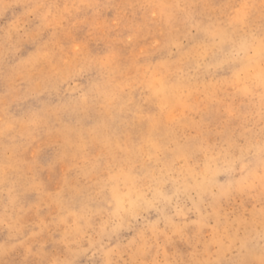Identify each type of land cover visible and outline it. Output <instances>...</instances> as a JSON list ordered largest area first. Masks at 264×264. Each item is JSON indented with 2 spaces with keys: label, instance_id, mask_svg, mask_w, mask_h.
I'll use <instances>...</instances> for the list:
<instances>
[{
  "label": "rangeland",
  "instance_id": "1",
  "mask_svg": "<svg viewBox=\"0 0 264 264\" xmlns=\"http://www.w3.org/2000/svg\"><path fill=\"white\" fill-rule=\"evenodd\" d=\"M262 36L264 0H0V264H260Z\"/></svg>",
  "mask_w": 264,
  "mask_h": 264
},
{
  "label": "snow or ice",
  "instance_id": "2",
  "mask_svg": "<svg viewBox=\"0 0 264 264\" xmlns=\"http://www.w3.org/2000/svg\"><path fill=\"white\" fill-rule=\"evenodd\" d=\"M261 63L264 64V36L261 37V50H260ZM259 85L261 89H264V67L261 68V71L258 75ZM247 91V89L245 90ZM261 107L262 114H264V93L261 95ZM260 156H261V167L264 168V143L260 147ZM261 186L264 187V174L260 177ZM53 264H59V262H53ZM189 264H195V262H189ZM237 264H253L251 261L243 260L238 261ZM260 264H264V259L260 261Z\"/></svg>",
  "mask_w": 264,
  "mask_h": 264
},
{
  "label": "bare ground",
  "instance_id": "3",
  "mask_svg": "<svg viewBox=\"0 0 264 264\" xmlns=\"http://www.w3.org/2000/svg\"><path fill=\"white\" fill-rule=\"evenodd\" d=\"M185 2H186V1H185ZM187 3H188V2H187ZM258 9H259V8H258ZM258 15H259V14H258ZM46 16H47V15H46ZM259 17H260V16H259ZM242 19H243V18H242ZM235 22H236V20H235ZM238 22H241V21H238ZM236 23H237V22H236ZM242 23H243V21H242ZM242 23H241V24H242ZM238 24H239V23H238ZM231 26H232V25H231ZM233 26H234V25H233ZM235 26H236V25H235ZM231 28H232V27H231ZM234 29H235V28H234ZM230 30H231V29H230ZM232 30H233V28H232ZM172 36H173V35H172ZM225 49H226V48H225ZM204 72H205V71H204ZM169 87H170V86H169ZM152 91H153V90H152ZM166 91H167V90H165V92H166ZM158 93H159V92H158ZM159 94H160V93H159ZM149 96H150V95H149ZM157 98H158V97H157ZM150 101L152 102V99H151ZM129 102H130V101H129ZM131 102H132V101H131ZM73 103H74V102H73ZM127 103H128V102H127ZM137 103H138V102H137ZM149 104H150V102H149ZM123 106H124V105H123ZM123 106H122V107H123ZM126 107H127V106H126ZM63 108H64V107H63ZM69 108H70V107H69ZM129 108H130V106H129ZM129 108H128V109H129ZM64 109H65V108H64ZM128 109H127V110H128ZM142 109H143V108H141V110H142ZM66 110H67V109H66ZM69 111H70V110H69ZM75 112H76V111H75ZM79 112H80V111H79ZM82 112H83V111H81V113H82ZM139 112H140V111H139ZM72 114H73V113H72ZM77 115H78V114H77ZM77 115H76V116H77ZM114 115H115V114H114ZM141 115H142V114H141ZM97 117H98V116H97ZM124 117H126V116H124ZM93 118H96V117H93ZM149 118H150V117H149ZM99 119H100V118H99ZM77 120H78V119H77ZM95 121H96V120H95ZM108 121H109V120H108ZM125 121H126V120H125ZM129 121H131V119H130ZM137 121H138V119H137ZM93 122H94V121H93ZM103 122H104V121H103ZM106 122H107V121H106ZM153 122H154V121H153ZM76 123H77V122H76ZM154 123H155V122H154ZM123 124H124V123H123ZM125 124H126V123H125ZM155 124H156V123H155ZM104 125H105V124H104ZM106 125H107V124H106ZM120 125H121V124H120ZM127 125H128V123H127ZM64 126H65V125H64ZM78 126H80V124H79ZM125 126H126V125H125ZM156 127H157V126H156ZM122 128H123V126H122ZM150 128H151V127H150ZM157 128H158V127H157ZM101 129H102V128H101ZM148 129H149V128H148ZM151 129H152V128H151ZM103 130H104V129H103ZM154 130H155V129H154ZM158 131H159V130H158ZM102 132H103V131H102ZM104 132H105V131H104ZM108 132H110V131H108ZM148 132H149V131H148ZM70 133H71V131H70ZM99 133H100V132H99ZM115 133H116V132H115ZM153 133H154V132H153ZM157 133H158V132H157ZM128 134H129V133H128ZM148 135H150V134H148ZM152 135H153V134H152ZM166 135H168V134H166ZM98 136H99V135H98ZM104 136H105V135H104ZM128 136H130V135H128ZM146 136H147V135H146ZM146 136H145V137H146ZM147 137H148V136H147ZM143 138H144V137H143ZM150 138H151V137H150ZM147 139H148V138H147ZM147 139H146V140H147ZM119 141H120V140H119ZM151 141H152V140H151ZM81 142H82V141H81ZM106 142H107V141H106ZM121 142H122V141H121ZM77 143H78V142H77ZM83 143H84V142H83ZM104 143H105V142H104ZM110 143H111V142H110ZM108 144H109V142H108ZM123 144H124V143H123ZM126 144H127V143H126ZM76 145H77V144H76ZM78 145H79V143H78ZM117 145H118V144H117ZM16 167H17V166H16ZM8 168H10V167H8ZM21 176H22V175H21ZM0 180L2 181V179H0ZM20 183H21V182H20ZM105 183H106V182H105ZM105 185H106V184H105ZM86 187H87V186H86ZM103 188H104V187H103ZM105 188H106V187H105ZM109 188H110V187H109ZM109 188H107V189L109 190ZM112 188H113V187H112ZM84 189H85V187H84ZM86 190H88V189H86ZM108 190H107V191H108ZM110 190H113V189L110 188ZM73 191H74V190H73ZM80 191H81V190H80ZM115 191H116V190H115ZM11 192H12V191H11ZM73 193H74V192H73ZM74 194H75V193H74ZM80 194H81V193H80ZM80 194H79V195H80ZM83 195H85V194L83 193ZM92 195H94V194H92ZM94 196H95V195H94ZM111 196H112V195H111ZM117 196H118V195H117ZM15 197H16V196H15ZM91 197H92V196H91ZM91 197H89V198H91ZM113 197H114V195H113ZM92 198H93V197H92ZM117 198H119V197H117ZM59 199H60V198H59ZM82 200H83V198H82ZM89 200H90V199H89ZM111 200H112V199H111ZM9 201H10V200H9ZM98 201H99V200H98ZM116 201H117V199H116ZM80 203H81V200H80ZM14 204H15V203H14ZM65 205H66V204H65ZM65 205H64V207H65ZM67 205H68V204H67ZM66 207H67V206H66ZM79 207H80V206H79ZM124 208H125V207H124ZM86 209H88V208H86ZM89 209H90V208H89ZM95 209H96V208H95ZM95 209H94V210H95ZM66 210H67V209H66ZM66 210H65V211H66ZM68 210H69V209H68ZM99 210H100V209H99ZM101 211H102V210H101ZM75 213H76V212H75ZM74 215H75V214H74ZM77 217H78V216H77ZM85 217H86V216H85ZM85 217H84V218H85ZM80 220H81V219H80ZM83 220H84V219H83ZM74 221H75V220H74ZM86 221H87V220H86ZM77 223H78V222H77ZM77 225H78V224H77Z\"/></svg>",
  "mask_w": 264,
  "mask_h": 264
}]
</instances>
